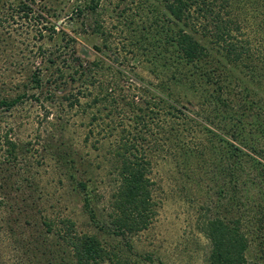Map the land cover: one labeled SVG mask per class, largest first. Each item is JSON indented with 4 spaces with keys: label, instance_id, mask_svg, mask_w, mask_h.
I'll return each mask as SVG.
<instances>
[{
    "label": "rangeland",
    "instance_id": "rangeland-1",
    "mask_svg": "<svg viewBox=\"0 0 264 264\" xmlns=\"http://www.w3.org/2000/svg\"><path fill=\"white\" fill-rule=\"evenodd\" d=\"M80 3L84 6L88 0H37L34 6L42 17L18 19L10 41H0V100L18 96L35 70L43 82L57 68L79 78L72 85L79 98L74 107L65 100L46 101L48 84L37 90L43 102L28 97L10 109L0 104V186L7 196L0 209V264H34L40 256L34 247L43 238V248L51 252L47 258L59 256V229L67 219L75 221L79 231L98 234L132 263L142 256L143 264H205L211 242L200 227L223 212L219 188L223 183L213 170L207 172L203 160L192 158L185 165L174 146L180 135L188 147L195 149L200 144L196 122L190 116L200 118L196 112L208 107L201 106L207 95L204 83L194 81L183 65L162 68L160 61L153 60L154 51L164 42V33L152 26L158 0H100L96 11L86 9L82 15L73 12ZM89 62L98 63L91 72L94 84L85 82L90 76ZM237 82H230L226 95L239 101ZM112 83L116 89L111 97L103 99L99 94L101 100L94 103L99 89ZM249 85L262 89L253 98L264 106V84L260 88L255 82ZM161 98L187 103L192 112L177 119L179 112ZM108 112L110 117H98L91 125L94 115L105 117ZM134 113L144 114V123L136 124ZM208 114L205 111L202 116ZM121 123L132 135L143 133L146 138L158 210L150 228L128 240L130 246L126 239L90 222L69 177L67 164L71 163L65 162L81 158L89 168L99 219L108 226L110 190L115 185L110 172L117 144L115 136L104 138L103 132L113 124L119 133ZM174 126H179L180 134ZM6 136L17 145L13 156L8 153ZM229 218H237L235 207ZM46 223L54 225L53 231L45 233ZM248 257L250 264L263 263L254 260V249Z\"/></svg>",
    "mask_w": 264,
    "mask_h": 264
},
{
    "label": "trees",
    "instance_id": "trees-1",
    "mask_svg": "<svg viewBox=\"0 0 264 264\" xmlns=\"http://www.w3.org/2000/svg\"><path fill=\"white\" fill-rule=\"evenodd\" d=\"M36 2L0 0V35H4L0 36V41H10L16 32L18 19L31 21L33 17H42L34 6ZM99 5L100 0H88L84 6L77 4L73 12L79 15L85 13L86 9L94 12ZM155 7L157 17L152 26L156 25L157 30L164 33V42L154 51L153 60L156 63L160 61L162 68L171 67L170 64L177 67L183 65L192 79L204 83L206 88L203 91L207 95L203 97L201 106L208 107L196 112L200 118L190 116L196 122L200 144L195 149L188 147L180 139L182 135L177 136L179 139L174 143L175 153L185 165L192 163V158L203 160V165L208 167L207 172L212 173L213 170L214 176L223 183L219 186L223 194V212L217 213L200 227L211 242L205 264H250L248 255L253 249L254 260L259 262L262 259L263 263H260L264 264V106L261 100L253 98L262 89L254 90L249 85L255 82L260 88L264 84V0H158ZM51 29L56 30L55 25ZM89 64L90 76L87 75L89 77L85 82L94 84L96 80L91 72L98 63ZM124 72L129 77V72ZM68 73L63 68H57L51 78L43 82L35 70L22 85L18 96L4 98L0 104L10 109L28 97L43 102L37 90L48 84L47 95L44 96L48 99L46 101L65 100L69 101L70 107H74L79 98L73 93L72 85L78 83L79 78ZM74 73L79 72L75 70ZM85 73L84 70L80 75L83 77ZM235 73L239 76L236 77ZM234 80H238L235 85L241 87L239 101L226 95L227 87ZM112 85L99 89L98 97L93 102L101 100L99 94L103 99L111 97L116 89ZM80 91L81 88L79 94ZM161 99L167 103L170 101L168 98ZM168 104L180 113L175 115L177 119L182 115L189 117L187 111L191 108L187 103L181 104L180 100H176ZM205 111L209 113L207 117L202 116ZM110 116V112L105 117L94 115L91 125H95L98 117L105 119ZM133 119L138 125L145 121L142 113H134ZM109 126L103 132V137L115 136L117 147L113 153L116 161L111 163L113 168L110 175L115 185L110 190L108 226L105 227V223L99 219L96 191L89 168L81 158L79 162L74 157L65 159L64 156V159L66 163H71L67 164L69 177L90 222L118 239H126V244L130 246V238L149 229L157 215V202L153 194L155 182L151 176V162L143 133L132 135L124 123L120 124L122 129L119 133L116 125ZM178 128L174 126V131L180 134ZM6 143L10 145L9 155H15L16 143L7 136ZM1 189L0 186V209L6 204L7 197ZM234 207L237 218L231 219L229 217ZM16 209H23V206H16ZM62 223L64 227L59 229L60 241L56 244L60 247L56 250L59 256L52 254L47 258L46 255L51 252L43 248V238L34 247L40 253L34 264L144 263L142 256L132 263L124 252L110 248L96 233L79 231L75 221L67 219ZM46 226L45 233L53 231L54 225L46 223Z\"/></svg>",
    "mask_w": 264,
    "mask_h": 264
}]
</instances>
